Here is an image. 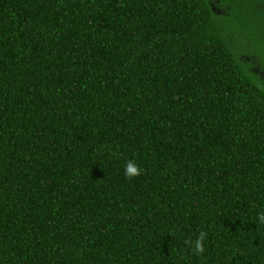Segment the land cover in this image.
<instances>
[{
    "label": "trees",
    "instance_id": "trees-1",
    "mask_svg": "<svg viewBox=\"0 0 264 264\" xmlns=\"http://www.w3.org/2000/svg\"><path fill=\"white\" fill-rule=\"evenodd\" d=\"M261 215L264 0H0V264H264Z\"/></svg>",
    "mask_w": 264,
    "mask_h": 264
},
{
    "label": "clouds",
    "instance_id": "clouds-1",
    "mask_svg": "<svg viewBox=\"0 0 264 264\" xmlns=\"http://www.w3.org/2000/svg\"><path fill=\"white\" fill-rule=\"evenodd\" d=\"M136 174H138V169L136 168V166L132 162H129L126 166V175L131 177L132 175H136ZM258 223L264 224V215L259 216ZM196 247L198 250H202V249H200L199 240L196 241Z\"/></svg>",
    "mask_w": 264,
    "mask_h": 264
}]
</instances>
